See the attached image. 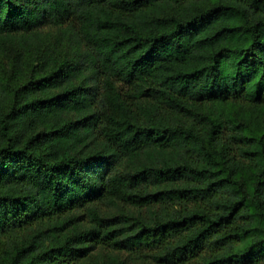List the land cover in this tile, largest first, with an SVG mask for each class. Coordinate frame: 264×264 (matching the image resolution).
<instances>
[{
    "label": "trees",
    "instance_id": "16d2710c",
    "mask_svg": "<svg viewBox=\"0 0 264 264\" xmlns=\"http://www.w3.org/2000/svg\"><path fill=\"white\" fill-rule=\"evenodd\" d=\"M0 264H264V0H0Z\"/></svg>",
    "mask_w": 264,
    "mask_h": 264
},
{
    "label": "rangeland",
    "instance_id": "374dc122",
    "mask_svg": "<svg viewBox=\"0 0 264 264\" xmlns=\"http://www.w3.org/2000/svg\"><path fill=\"white\" fill-rule=\"evenodd\" d=\"M120 259H123L124 258V255H120V257H119Z\"/></svg>",
    "mask_w": 264,
    "mask_h": 264
}]
</instances>
